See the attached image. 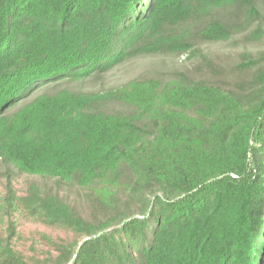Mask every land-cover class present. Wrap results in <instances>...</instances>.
Wrapping results in <instances>:
<instances>
[{
	"label": "trees",
	"instance_id": "1",
	"mask_svg": "<svg viewBox=\"0 0 264 264\" xmlns=\"http://www.w3.org/2000/svg\"><path fill=\"white\" fill-rule=\"evenodd\" d=\"M0 179V264H264V0H0Z\"/></svg>",
	"mask_w": 264,
	"mask_h": 264
},
{
	"label": "rangeland",
	"instance_id": "2",
	"mask_svg": "<svg viewBox=\"0 0 264 264\" xmlns=\"http://www.w3.org/2000/svg\"><path fill=\"white\" fill-rule=\"evenodd\" d=\"M144 65L145 63H140L133 66L128 72H125L124 75H122V79L136 76L145 69ZM25 182L26 179L22 177L15 182L16 192L20 196L25 194ZM4 186L5 181L0 179V203L6 193ZM13 220L16 224V234L13 245L17 251L23 253L29 258L43 256L48 250L45 241L43 240L44 236H49L55 240L58 238L67 239L68 237H71L68 233L62 230L49 228L39 222L23 217L20 214H15ZM6 229V221L1 222L0 230L5 232Z\"/></svg>",
	"mask_w": 264,
	"mask_h": 264
},
{
	"label": "water",
	"instance_id": "3",
	"mask_svg": "<svg viewBox=\"0 0 264 264\" xmlns=\"http://www.w3.org/2000/svg\"><path fill=\"white\" fill-rule=\"evenodd\" d=\"M96 237H98V235Z\"/></svg>",
	"mask_w": 264,
	"mask_h": 264
}]
</instances>
